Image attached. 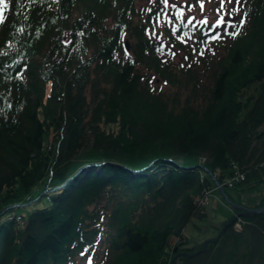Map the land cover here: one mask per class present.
<instances>
[{"label": "trees", "instance_id": "1", "mask_svg": "<svg viewBox=\"0 0 264 264\" xmlns=\"http://www.w3.org/2000/svg\"><path fill=\"white\" fill-rule=\"evenodd\" d=\"M137 2L3 5L0 264H264V214L193 257L204 242L184 231L207 215L204 167L247 206L264 182V0H241L223 50L168 27L181 58L151 42ZM152 73L170 87L153 90Z\"/></svg>", "mask_w": 264, "mask_h": 264}, {"label": "rangeland", "instance_id": "2", "mask_svg": "<svg viewBox=\"0 0 264 264\" xmlns=\"http://www.w3.org/2000/svg\"><path fill=\"white\" fill-rule=\"evenodd\" d=\"M158 0H138L137 6L139 8L140 18H146L147 12L150 10L152 3L157 2ZM233 1L231 3L226 2L224 6L221 8L220 0H203V8H201L200 3H197V0H169V4L162 3L161 6L164 9V12L159 15L158 25L160 28V32L167 43L168 48L173 50L176 55L181 54V50L176 48L174 44L169 42L166 31V25H181L182 22L192 23L193 25H213L220 24L216 21L219 18H223L224 28H221V39L216 42H222L220 47L216 46L217 49L223 50L225 43L229 42L232 31V25L238 21V14L235 10V6L233 7ZM219 3V4H218ZM194 5V6H193ZM217 9H220L217 12ZM148 10V11H147ZM232 13V14H229ZM175 15L172 18L171 15ZM170 16V20L165 21L164 16ZM190 17H195V19H190ZM208 17L207 23L204 22L203 18ZM174 19V21L172 20ZM197 29H195L194 33H196ZM186 44L193 49H198L200 43L196 41V39L191 37L190 39H185ZM202 47H208L209 45H214L215 40L208 39L206 43L202 42ZM205 47V48H206ZM182 60V59H181ZM150 76V74H149ZM151 77L154 79V83L156 86H153V90L158 92L159 90H166L170 87L169 83L166 80L159 79L155 73L151 74ZM264 195V182L261 186V189L258 191H246L244 193L242 199L244 203H247L250 206H253L258 202L261 197ZM41 206V204H38ZM207 215L203 218L193 217V219L187 224L184 231L187 236H189L193 241V245L195 243L205 242L206 239L215 237L218 235L217 233V225L222 228L221 224L224 223L228 217L234 214V211L230 204L223 197L220 189L216 188L215 184L212 186V193L210 192V201L206 206ZM5 213V211L3 212ZM239 223L241 224L240 220ZM242 226V225H241ZM177 239V238H176ZM197 245V244H196Z\"/></svg>", "mask_w": 264, "mask_h": 264}, {"label": "water", "instance_id": "3", "mask_svg": "<svg viewBox=\"0 0 264 264\" xmlns=\"http://www.w3.org/2000/svg\"><path fill=\"white\" fill-rule=\"evenodd\" d=\"M204 168L208 172V174L210 175V177L213 179V181L216 184V186L220 189L223 197L230 204V206L232 207V209L233 210H237V212L233 216L229 217L223 223V226L220 229V231H219V233H218L217 236L211 237V238H208V239L205 240L204 245H203L202 248H200V249H198L196 251L186 252V255H188L189 257H193V256H196V255L204 252L208 248L210 242H216V241H218L220 239V237L228 229V227H230L231 225H233L239 217L255 216L257 214H264V206H259V207H256V206L255 207L254 206H247V205H244L242 203H239V202L233 200L232 198H230L229 195H228V193H227V191L225 190V186L219 181V179L217 178V176L211 170H209L207 167H204ZM63 186L64 185L61 184V185L55 186L51 190L60 189ZM32 201H34V199L33 200H30L28 203H31ZM20 205L21 204H16V206H20ZM12 207H15V205L9 206L8 209L9 208H12ZM177 256L178 255H176L173 258V263L174 264H177L176 263Z\"/></svg>", "mask_w": 264, "mask_h": 264}, {"label": "snow or ice", "instance_id": "4", "mask_svg": "<svg viewBox=\"0 0 264 264\" xmlns=\"http://www.w3.org/2000/svg\"><path fill=\"white\" fill-rule=\"evenodd\" d=\"M7 2H8V0H0V5L6 6L7 5ZM162 2L164 4H166V5L169 4V0H162ZM198 2L200 3L201 8H203V0H198ZM226 2L231 3L232 0H220L221 8L224 6V4ZM234 6H235V10L237 12H239L240 11V8L243 6L241 0H235V5ZM4 11H5V8L4 7H0V22H3L6 19V17L3 14ZM219 11H220V9H217V12H219ZM229 14H232V13H229ZM246 18H247V12H244L243 13V19L246 20ZM190 19H195V17H190ZM203 20H204L205 23H207L208 17H204ZM216 22L217 23H222L223 22V18H219ZM231 34L232 35H236L237 33H231ZM88 264H91V258L88 259Z\"/></svg>", "mask_w": 264, "mask_h": 264}, {"label": "built area", "instance_id": "5", "mask_svg": "<svg viewBox=\"0 0 264 264\" xmlns=\"http://www.w3.org/2000/svg\"><path fill=\"white\" fill-rule=\"evenodd\" d=\"M244 178H245L244 173L242 171L238 170L234 176H232L231 178H229L227 180V183L230 185H233L236 181L242 180ZM209 194H210V191L209 190L206 191L205 195L203 196V198L200 201L201 205L205 206L208 203ZM237 225L241 226L240 223H238Z\"/></svg>", "mask_w": 264, "mask_h": 264}, {"label": "bare ground", "instance_id": "6", "mask_svg": "<svg viewBox=\"0 0 264 264\" xmlns=\"http://www.w3.org/2000/svg\"><path fill=\"white\" fill-rule=\"evenodd\" d=\"M212 180H213V179H212ZM233 185H234V184H233ZM233 185H230V184H229V186H233Z\"/></svg>", "mask_w": 264, "mask_h": 264}]
</instances>
